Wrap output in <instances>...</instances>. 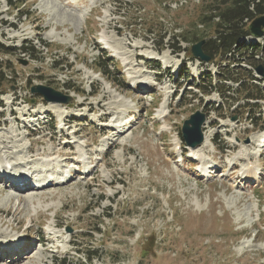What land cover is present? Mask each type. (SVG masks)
I'll use <instances>...</instances> for the list:
<instances>
[{
  "label": "rangeland",
  "instance_id": "374dc122",
  "mask_svg": "<svg viewBox=\"0 0 264 264\" xmlns=\"http://www.w3.org/2000/svg\"><path fill=\"white\" fill-rule=\"evenodd\" d=\"M182 1L23 0L19 14L0 0V18L7 22L0 43L15 48L28 42L37 51L0 55L8 77L0 81V167L10 164L12 174L39 178L52 162H61L60 172L73 158L86 164L79 155L87 156L84 148L92 160L89 176L85 167L71 170L72 183L49 184L36 195L0 183L8 191L0 194V208L22 210L15 218L0 216V242L23 245L7 257H21L20 264H55L64 257L86 262L78 249H87L96 253L93 264H264V149L259 157L263 145L258 149L256 142L264 139V115L257 126L251 123L244 93L237 96L233 81L226 83L230 92L219 85L203 94L195 86L209 75L217 82L220 65L221 76L231 71L244 79L248 71L191 54L194 38L215 35L216 21L207 20L224 0ZM103 30L119 55L102 41ZM244 39L260 43L263 56V38ZM240 67L254 70L255 84L264 89V76ZM36 85L72 101H46L31 90ZM147 95L154 103L145 102ZM196 111L207 114L203 131L212 134L201 158L213 167L211 178H200L190 161L181 162L183 148H174ZM106 113L121 123V137L108 131L111 125L103 127ZM244 148L258 166L250 182L242 177V169L252 167L241 162ZM230 159L239 163L235 170ZM19 195L34 200L22 208L16 200L8 203ZM48 205L54 207L47 211ZM53 221L60 224L56 229Z\"/></svg>",
  "mask_w": 264,
  "mask_h": 264
},
{
  "label": "trees",
  "instance_id": "16d2710c",
  "mask_svg": "<svg viewBox=\"0 0 264 264\" xmlns=\"http://www.w3.org/2000/svg\"><path fill=\"white\" fill-rule=\"evenodd\" d=\"M7 2L11 8H16L19 14H21L20 10L24 5L23 0H7ZM210 14L211 16L208 17L207 21H211L212 23L216 21L214 26L215 35L210 39H206V44L203 49L205 55L210 57L212 62H216L219 58H222V61H228L229 66H226L228 69L230 65H233L232 69H240L246 72L248 71V77H245L244 79L236 76L234 77L233 75H230L231 71H227L223 74V76H221V70L224 68L220 65L218 67L220 73L219 80L217 82H215L211 75H209L208 79H203V77L200 79L201 82H203V86L199 84L195 86L198 87L203 94H211L213 91H217L223 86L228 87L230 92L231 89L226 85V83L233 81L236 85H238V88L235 89L237 96L240 97L244 93V99L246 100L245 106L250 108L249 113L251 114H249V116L251 117L252 122L257 125V118L253 109L255 106H258L255 105L257 101L264 99V89H262L261 84H255L254 81H256V78L254 77V70L249 71L244 67H240V65L247 64V66L252 67V69H256L261 63L264 64V49L262 52L263 56H259L260 43H251L250 45L244 41L245 39L242 40L244 37L249 36L247 23L252 22L258 18V16L264 15V0H224L215 6V8L211 10ZM216 18H218V21ZM6 24L7 22L0 18V35H2V27ZM164 37L165 36H163V38ZM176 37L177 35L174 34L173 39L168 41L173 43L176 40ZM201 39L194 38L195 41H193V43L197 44ZM184 40L186 42L189 41L185 38ZM177 49L181 50V47ZM17 52L29 56H35L37 53L33 45L28 42H25V44L15 48L0 43V55H15ZM1 66L0 81H6L8 77L6 78L2 76ZM157 69H159V67H157ZM105 73L107 72L105 71ZM182 74L183 73H181V75ZM106 76L108 77V75ZM185 78L187 79V76H185ZM193 79L195 80V78ZM180 135L182 137V131L180 132ZM78 252L79 254L82 253L84 255V260L86 262L81 260L76 262L67 257H64V259H55L53 262H55V264H93L92 259H94V255H96L95 251H93L92 254H89L90 251L87 249H78Z\"/></svg>",
  "mask_w": 264,
  "mask_h": 264
},
{
  "label": "bare ground",
  "instance_id": "6f19581e",
  "mask_svg": "<svg viewBox=\"0 0 264 264\" xmlns=\"http://www.w3.org/2000/svg\"><path fill=\"white\" fill-rule=\"evenodd\" d=\"M88 1H91V2H98L99 0H88ZM109 16V15H108ZM109 24V23H108ZM106 31L103 30V33L101 35V38H102V41L107 45L109 46V48H112L111 45H109V39L106 37ZM126 63V62H125ZM105 116H111V113H106ZM204 128V127H203ZM108 131L111 132V133H114L116 132V129L114 128L113 125L109 126L108 128ZM122 130L123 128L121 129V131L118 133L119 137H121L123 135L122 133ZM203 134H204V144L201 145L200 147H197V148H191L190 151H192L191 153L193 155H199V154H202L204 152V150L210 145L212 144V140H211V136L212 134L211 133H207L205 131H203ZM262 141H263V136L261 135V137H259L258 139H256V142H260V146H258V149H261V144H262ZM252 144L255 145V143L252 141ZM263 147V146H262ZM245 151V155L243 154V151L241 152V154H243V156H246V158H242L244 161H248L249 159L252 158V154L251 152L248 153L247 152V149L244 148ZM260 151V150H259ZM247 152V153H246ZM82 159H79L77 161H79L80 164H82ZM10 165V164H8ZM4 164L2 166H6V167H0V183H2L4 180L6 182H9L12 186H10V188L12 189H15L16 191L18 192H21L24 188H27V187H30L33 185V183L35 182V179L37 178H34L32 177L28 172L26 171H20L18 172V174H12L10 173V167ZM243 170V173H242V177L244 179V181L248 182L249 180H253L254 178V174H255V170L253 168V166H248V167H245L242 169ZM88 174V173H87ZM73 180H68L67 183L65 184H70L72 183ZM52 182V183H51ZM64 184L63 183H56L54 182L53 180L50 181V187L54 186V187H58V188H61ZM8 191L6 188H2L1 185H0V194H6ZM15 201L17 202V204L19 205V207L22 208V205L24 204H29V202H33L34 198H25V197H22V196H10L8 198V203L11 202V201ZM22 201V202H21ZM25 202V203H24ZM22 204V205H21ZM49 207H54L52 205H48L46 208V210H50L51 208ZM19 211H22L20 208H16L15 210H12V209H1L0 208V216H5V218H9V217H13L15 218V214H18ZM56 216V215H55ZM1 219V218H0ZM55 219V218H53ZM1 223L0 225H5V222L4 220H0ZM22 220H20L19 224L21 223ZM60 224H56V221H53V223L51 224V226L56 229V227H59ZM54 229H51V230H54ZM58 240L60 238H62L60 235H54ZM45 238L44 237H41L39 242L40 244H44L45 243ZM48 241H51L53 242L54 241V238L52 237H49ZM16 242H19V241H16ZM30 246V245H29ZM34 246V245H33ZM32 246V247H33ZM38 245H36L37 247ZM23 247L22 243H20L19 245L18 244H15V245H9L7 244V242H0V258L2 260V262H7L9 264H20L21 262V257L18 258V259H13L11 257H7L9 255H11L10 253L14 252L15 254L17 252H19ZM26 247V246H25ZM28 247V246H27ZM26 247V248H27ZM31 248V247H30ZM28 249V248H27ZM26 249V250H27ZM40 251H44L43 249H41ZM1 262V263H2Z\"/></svg>",
  "mask_w": 264,
  "mask_h": 264
},
{
  "label": "water",
  "instance_id": "95a60500",
  "mask_svg": "<svg viewBox=\"0 0 264 264\" xmlns=\"http://www.w3.org/2000/svg\"><path fill=\"white\" fill-rule=\"evenodd\" d=\"M249 36L253 40H259L264 36V15L258 16L253 20L248 26ZM206 40L203 39L192 47L191 54L194 58L199 59L200 61L209 62L210 57L206 56L204 53V46ZM25 66H28V62L21 60ZM257 74L264 76V67L259 65L256 69ZM33 93L43 96L46 101H54L58 103L68 104L72 101L71 97L65 96L62 92H58L51 87L36 85L32 87ZM234 120L236 117L233 118ZM207 122V115L204 112L196 111L191 114L189 120L185 121L182 125V137L185 140V143L190 147L197 148L203 145L204 143V134L203 127Z\"/></svg>",
  "mask_w": 264,
  "mask_h": 264
},
{
  "label": "built area",
  "instance_id": "2783aa9c",
  "mask_svg": "<svg viewBox=\"0 0 264 264\" xmlns=\"http://www.w3.org/2000/svg\"><path fill=\"white\" fill-rule=\"evenodd\" d=\"M186 1H188V0H186ZM186 1H182V2H186Z\"/></svg>",
  "mask_w": 264,
  "mask_h": 264
}]
</instances>
